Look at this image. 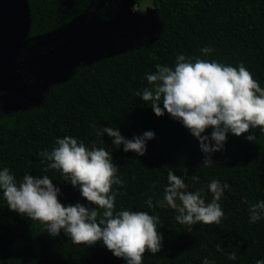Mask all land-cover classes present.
<instances>
[{"label": "trees", "instance_id": "trees-1", "mask_svg": "<svg viewBox=\"0 0 264 264\" xmlns=\"http://www.w3.org/2000/svg\"><path fill=\"white\" fill-rule=\"evenodd\" d=\"M140 0H135L138 4ZM151 12L121 16L122 0H73L52 4L56 25L82 15L75 31L59 39L53 51L25 58L22 76L14 75L7 92L0 128V168L7 167L19 181L27 172L48 175L60 188L63 205L88 202L78 189L65 182L40 153L51 151L57 138L72 136L87 147H104L119 167L122 185L116 210L147 211L160 217L157 231L162 247L155 255L145 252L143 264H255L264 259V219L250 224L248 208L264 201V132L259 128L237 137L227 135L224 148L205 166L199 142L182 124L165 112L157 117L137 95L149 87L146 74L156 65L174 66L176 56L200 57L237 66L243 64L264 88V0H152ZM48 7V8H49ZM74 22V21H73ZM85 33H79V29ZM211 47L207 55L200 49ZM162 108L163 105L161 104ZM97 128L116 127L127 139L152 131L155 138L138 156L116 148ZM207 129L203 135H210ZM256 136V142L245 137ZM102 140L103 143L100 141ZM185 178L189 191L203 189L212 179L229 187L220 205L219 224L189 226L175 220L171 208L149 209L146 201L162 199L167 173ZM198 176L194 183L190 177ZM246 200V202H244ZM94 207V206H93ZM219 246V250L217 248ZM235 260H229L230 253ZM0 264H125L97 242L74 244L61 233L47 234L37 221L11 211L0 197Z\"/></svg>", "mask_w": 264, "mask_h": 264}, {"label": "clouds", "instance_id": "clouds-1", "mask_svg": "<svg viewBox=\"0 0 264 264\" xmlns=\"http://www.w3.org/2000/svg\"><path fill=\"white\" fill-rule=\"evenodd\" d=\"M200 51L207 55L213 49L203 47ZM146 80L149 87L138 91L137 95L142 101L150 102L157 117L166 112L188 129L199 142L205 166L213 164L212 155L223 150L229 133L239 137L250 129L255 132L259 128L264 132V88L243 64L234 67L216 60L178 54L174 66L156 65V71L146 74ZM91 127L97 137L107 135L113 146L122 145L124 152L131 151L138 156L145 154L147 142L155 138L152 131L127 139L116 127L97 128L95 124ZM209 128L210 135H203ZM245 139L256 142L254 134ZM55 145L51 151L40 153L44 158L41 162H49L45 172L58 171L65 182L78 189L89 206L63 205L58 199L60 188L48 175L33 176L26 172L18 181L4 167L0 168V197L8 208L39 222L52 237L63 233L74 244L92 246L99 242L125 264H143L145 252L153 255L160 252L163 237L157 231L162 225L158 215L115 208L118 193L113 185L123 182L111 152L95 145L89 148L72 136L57 138ZM190 179L199 182L198 176ZM167 181L162 199L155 202L152 197L147 199L149 209L171 208L176 213L175 220L189 226V231L190 226L198 222H221L224 213L220 201L229 187L227 183L212 179L207 185L212 199L206 203L203 189L189 191L184 177L170 170ZM248 213L250 224L264 219V201L250 205ZM217 248L219 250V246ZM228 259L235 260L236 253H230ZM201 264L215 262L204 258ZM255 264H264V259Z\"/></svg>", "mask_w": 264, "mask_h": 264}, {"label": "flooded vegetation", "instance_id": "flooded-vegetation-1", "mask_svg": "<svg viewBox=\"0 0 264 264\" xmlns=\"http://www.w3.org/2000/svg\"><path fill=\"white\" fill-rule=\"evenodd\" d=\"M61 1L67 3L70 0ZM53 2L0 0V110L6 105V98L11 95L7 92L9 86H13L11 77L23 74L27 53L35 55L42 50L53 51L61 43H71L68 38L60 40L58 37L75 31L71 26L81 21L82 15H76L68 23L57 26L53 7L44 6ZM79 33L84 34V29L80 28ZM2 122L3 116L0 115V128Z\"/></svg>", "mask_w": 264, "mask_h": 264}, {"label": "rangeland", "instance_id": "rangeland-1", "mask_svg": "<svg viewBox=\"0 0 264 264\" xmlns=\"http://www.w3.org/2000/svg\"><path fill=\"white\" fill-rule=\"evenodd\" d=\"M132 10L138 13L149 12L153 10L152 0H140L138 4H133Z\"/></svg>", "mask_w": 264, "mask_h": 264}, {"label": "water", "instance_id": "water-1", "mask_svg": "<svg viewBox=\"0 0 264 264\" xmlns=\"http://www.w3.org/2000/svg\"><path fill=\"white\" fill-rule=\"evenodd\" d=\"M133 4H135V0H122L121 13H120L122 17L138 13V12L132 10ZM151 11H149V12H151Z\"/></svg>", "mask_w": 264, "mask_h": 264}]
</instances>
